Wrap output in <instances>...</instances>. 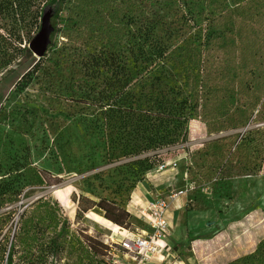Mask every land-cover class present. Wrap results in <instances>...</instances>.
<instances>
[{
  "label": "trees",
  "instance_id": "trees-1",
  "mask_svg": "<svg viewBox=\"0 0 264 264\" xmlns=\"http://www.w3.org/2000/svg\"><path fill=\"white\" fill-rule=\"evenodd\" d=\"M135 1L0 0V77L30 57L14 82L17 91L35 83L48 95L69 93L77 123L101 143L105 163L122 162L115 170L123 192L187 142L194 120L214 137L192 154L186 168L198 181L199 196L204 183L218 194L234 180L259 175L264 164V0L204 5L198 15L182 14L176 29L163 14L167 0H146L147 8ZM47 10L53 19L69 22L58 31L66 44L36 59L28 47ZM184 26L189 33L181 34ZM26 152L0 164V234L6 230L1 258L6 264H48L66 251H77L80 259L100 254L106 249L101 242L70 234L56 200L22 203L27 189L47 186L50 178ZM70 200L76 219L93 209L129 218L114 200L84 193H72ZM229 264H264V240Z\"/></svg>",
  "mask_w": 264,
  "mask_h": 264
},
{
  "label": "rangeland",
  "instance_id": "rangeland-1",
  "mask_svg": "<svg viewBox=\"0 0 264 264\" xmlns=\"http://www.w3.org/2000/svg\"><path fill=\"white\" fill-rule=\"evenodd\" d=\"M136 1V6L142 3L148 7L146 0ZM167 1L170 5L164 8L163 14L176 29L181 27L178 22L181 15L188 14L189 10L198 15V8L204 5L236 6L238 0ZM45 13L49 14L45 20L50 30L46 52L50 47L66 44L58 31L69 22L64 17L53 19L50 10ZM41 23L42 19L39 25ZM180 32L190 31L184 26ZM30 62L28 57L21 66L13 65L0 77V164L8 162L14 155H24L27 150L30 162L39 170L47 171L50 178L47 186L27 189L22 203L40 197L56 200L70 223L72 236L93 238L106 248L93 258L88 255L81 259L77 251L72 254L66 251L62 256L49 258L48 264H113L120 261L118 248L112 243H117L119 237L113 231L117 227L134 233L146 230L139 218L141 208L157 197L168 198L169 208L179 193L185 204L172 215L169 213V252L157 256L154 264H229L253 253L264 240V164L259 175L234 180L223 193L217 194L210 183H204L199 188V196L198 181L187 174L186 168L192 154L214 137L208 136L204 126L194 120L189 123L187 142L174 148L162 167L146 173L130 192H123L118 189L121 178L115 170L122 162L105 163L101 143L87 136L83 126L77 123V109L69 99V93L65 91L62 97L48 95L35 83L21 92L13 87ZM72 193L114 200L128 212L129 218L119 220L93 209L76 219V206L70 200ZM187 204L195 209L186 211ZM13 231L14 226L10 236ZM5 232L0 234V245ZM110 243L112 247L108 246ZM72 246L76 248L75 241ZM0 264H6L1 255Z\"/></svg>",
  "mask_w": 264,
  "mask_h": 264
},
{
  "label": "built area",
  "instance_id": "built-area-1",
  "mask_svg": "<svg viewBox=\"0 0 264 264\" xmlns=\"http://www.w3.org/2000/svg\"><path fill=\"white\" fill-rule=\"evenodd\" d=\"M181 195L182 193H179V196ZM168 201V198L159 197L141 208L139 218L145 224L146 230L134 233L117 227L113 233L119 237V241H111L114 247L118 248L117 257L121 260L114 261L113 264H154L157 256L164 255L167 250L165 241L169 236ZM113 245L108 244L109 247Z\"/></svg>",
  "mask_w": 264,
  "mask_h": 264
},
{
  "label": "water",
  "instance_id": "water-1",
  "mask_svg": "<svg viewBox=\"0 0 264 264\" xmlns=\"http://www.w3.org/2000/svg\"><path fill=\"white\" fill-rule=\"evenodd\" d=\"M49 17V14L44 13L42 16V23L40 26V30L36 37L31 41L29 44V50L31 51L33 57L36 59L42 57V55L45 53V46L48 43L49 33L50 30L46 25V20Z\"/></svg>",
  "mask_w": 264,
  "mask_h": 264
},
{
  "label": "crops",
  "instance_id": "crops-1",
  "mask_svg": "<svg viewBox=\"0 0 264 264\" xmlns=\"http://www.w3.org/2000/svg\"><path fill=\"white\" fill-rule=\"evenodd\" d=\"M157 198H158V197H157ZM152 200H154V199H152ZM152 200H151V201H152ZM184 204H185L184 199H183V197H181V196H179L175 201H173V202L170 204V206H169V208H168V210H167V221H168V226L170 225V223H169V213H171V215H172V213H174L176 210H179L181 207H183ZM176 208H177V209H176ZM169 230H170V227H169ZM168 237H169V236H168ZM167 239H168V238H167ZM165 244H166V246H167V250H166V252H164V254L167 253V252H169V246H168L167 240L165 241Z\"/></svg>",
  "mask_w": 264,
  "mask_h": 264
},
{
  "label": "bare ground",
  "instance_id": "bare-ground-1",
  "mask_svg": "<svg viewBox=\"0 0 264 264\" xmlns=\"http://www.w3.org/2000/svg\"><path fill=\"white\" fill-rule=\"evenodd\" d=\"M153 170L149 171L148 173L152 172ZM177 209V208H176ZM114 232V231H113Z\"/></svg>",
  "mask_w": 264,
  "mask_h": 264
}]
</instances>
